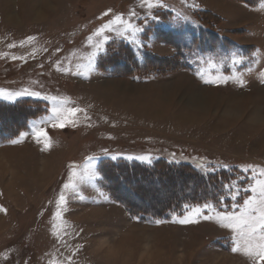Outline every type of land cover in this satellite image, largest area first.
<instances>
[{"label": "rangeland", "instance_id": "obj_1", "mask_svg": "<svg viewBox=\"0 0 264 264\" xmlns=\"http://www.w3.org/2000/svg\"><path fill=\"white\" fill-rule=\"evenodd\" d=\"M142 3L0 0V90L40 91L86 110L75 127H47L50 150L31 135L0 145V264H68V257L75 264H251L227 250L233 234L214 221L153 223L173 213L134 219L120 203L96 200L90 187L83 189L87 199L69 197L62 219L56 216L69 166L79 170L90 156L100 157L98 171L103 163L164 162L204 175L227 173V184H239L241 192L236 201L225 198L222 210L237 214L241 209L232 205L251 195L243 188L264 169V0H162L165 7L151 10ZM149 11L157 20L145 22ZM115 15L144 28L139 37L145 47L138 53L135 45L106 33V53L97 57L93 72L83 74L77 65L87 63L94 33ZM30 36L36 37L31 44ZM232 53L248 58L238 68L246 88L205 85L195 75L198 58L218 61ZM222 71L233 69L226 64ZM21 100L39 101L0 98ZM129 155L151 156V163L124 158ZM209 162L214 171L201 167ZM162 183L161 196L148 199L158 206L182 193V181ZM100 184L107 192L104 180Z\"/></svg>", "mask_w": 264, "mask_h": 264}, {"label": "snow or ice", "instance_id": "obj_2", "mask_svg": "<svg viewBox=\"0 0 264 264\" xmlns=\"http://www.w3.org/2000/svg\"><path fill=\"white\" fill-rule=\"evenodd\" d=\"M186 2V0H185ZM142 7H147L151 10L153 8H163L165 5L162 0H143ZM195 7V5H193ZM261 10H264V3H261ZM105 16H109L106 12ZM132 16H136L137 13L133 11ZM148 18L157 20L156 15H152L149 11L148 16L145 17V22ZM144 31V28L132 23L130 20H125L121 15H115L114 19H110L108 23L103 24L96 30L94 35L97 37L95 44L91 45L92 51L90 55L85 57L86 64L77 65L78 69L83 70V74H90L95 70V61L99 55L106 53V45L110 40V36L106 33H112L116 37L126 40L129 44L135 45L138 53L139 50L145 47V44L141 41L139 34ZM36 37L30 36L27 38L29 44L33 43ZM91 40V37H89ZM23 46V42L21 43ZM15 47V45H11ZM16 59V57H13ZM248 58L238 53H232L228 57H220L218 61L213 58L205 60L204 58H198L197 64L199 65L195 71V75L205 85H228L234 83L240 88H246L247 83L244 79L243 72L239 71L240 65L244 64ZM231 66L233 71L230 74H225L222 69L225 65ZM70 71V69H64ZM250 71V68H249ZM77 75H81V71H77ZM136 79H139L136 77ZM260 83L264 84V73L260 75ZM32 97L36 100L45 102L43 104V112L37 118H34L30 122L29 130L19 133L17 139L11 140V143H21L24 138L29 135L33 136L37 143L44 141V149L50 150L52 147L51 137L48 135L47 127L52 128H65L68 126L75 127L78 123V115L82 112L86 113L85 109L76 107L67 98H61L53 95H45L40 91H29L27 88L17 92H5L0 90V98L6 100L15 101L19 97ZM104 155L108 153L105 150ZM175 156V154H173ZM125 159L129 161H140L143 163H151V156H126ZM100 157L90 156L88 157L87 164L78 170L77 165L73 164L69 166L70 175L67 178V182L63 184V190L60 191L57 200V212L58 219H62V213L64 208L69 204V197L73 200L83 201L87 197L83 194L85 187H90L96 193V200H103L109 203L113 201L108 192L101 187L100 182L103 181L104 176L96 168V163ZM111 160H117V155H112ZM207 171H214L215 165L209 164L202 165ZM245 172L249 169L245 168ZM252 172H256V169H251ZM253 183L250 187H244V192H250L246 199L242 203L233 204L232 207L240 208L241 211L237 214L234 211H224L222 209L228 207L224 204L225 198H230L232 201H236L240 195L241 187L236 183H229L224 185V197L217 198L216 202L205 200L200 204H188L185 203L181 206L180 211L173 212L172 219L164 220L157 219L153 223L159 225L167 222L179 223L181 225L198 224L201 220L214 221L219 227L230 230L233 234L230 238L226 239L227 250L232 254H241L246 257L251 264H264V169H261L258 175L252 177ZM0 211H5L0 208ZM139 219V217H133ZM59 238V237H58ZM211 247V246H210ZM79 251V249H77ZM75 253H73V256ZM68 264H75L72 257H68Z\"/></svg>", "mask_w": 264, "mask_h": 264}, {"label": "trees", "instance_id": "obj_3", "mask_svg": "<svg viewBox=\"0 0 264 264\" xmlns=\"http://www.w3.org/2000/svg\"><path fill=\"white\" fill-rule=\"evenodd\" d=\"M103 65L106 68L107 65L102 63ZM43 104L29 100L0 102V145L10 143L19 137V133L26 131L29 120L42 109ZM100 172L104 176L105 189L113 200L123 205L131 215L142 218H162L179 212L185 203L198 204L205 200L216 202L221 196V185L232 180L227 173L204 175L188 165H170L164 162L152 167L122 162L103 163ZM163 181H182L179 185L182 193L174 198H167L159 206L150 203L148 199H155L164 192Z\"/></svg>", "mask_w": 264, "mask_h": 264}, {"label": "bare ground", "instance_id": "obj_4", "mask_svg": "<svg viewBox=\"0 0 264 264\" xmlns=\"http://www.w3.org/2000/svg\"><path fill=\"white\" fill-rule=\"evenodd\" d=\"M41 15V14H40ZM38 16H39V14H38Z\"/></svg>", "mask_w": 264, "mask_h": 264}]
</instances>
